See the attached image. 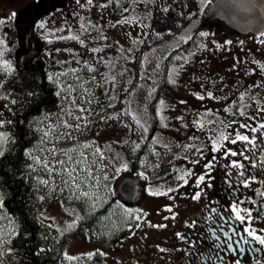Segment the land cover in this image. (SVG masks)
I'll list each match as a JSON object with an SVG mask.
<instances>
[{
	"label": "rangeland",
	"instance_id": "rangeland-1",
	"mask_svg": "<svg viewBox=\"0 0 264 264\" xmlns=\"http://www.w3.org/2000/svg\"><path fill=\"white\" fill-rule=\"evenodd\" d=\"M45 1L35 22L29 10L25 28L15 19L13 28L0 29V115L7 116L10 111L7 91L12 74L16 75L10 71L7 58L25 40L29 59L48 66L60 98L57 114L35 124L41 137L27 155L29 166L43 175L38 214L56 227L65 228L89 208L94 211L102 206L110 190H116L117 184L132 174L129 158L146 142L144 135H148L149 142L145 143L140 158L143 183H139L141 193L135 201L138 206L121 202L123 209L119 211L122 220L128 219V211L133 215L135 207L150 211L156 202L153 196L165 193L163 187L153 185L155 174H161L162 164L169 160L173 150L180 148H174L172 143L176 134L184 132L174 90H183L185 81L193 89L201 82L220 84L205 82L211 68L207 54L212 50L213 40L205 50L197 32L202 8L210 0H167L157 10L146 9L147 25L138 24L134 32L138 34L137 40L132 45L123 36L130 38L134 34L118 27L124 15L134 11L123 7L128 0ZM183 24L186 27L181 30ZM17 33L19 39L15 40ZM141 50L144 54L139 58ZM221 50L216 48L214 53L221 57ZM232 53L227 51L222 56ZM197 90L201 92L202 88ZM112 122L120 129L115 134H109L115 131ZM155 124L157 129L151 131ZM5 133L0 122V152ZM167 144L165 148L159 147ZM178 151L183 155L184 151ZM57 159L64 163L56 164ZM177 184L178 180L172 181V186ZM104 214L101 220L113 223V211ZM113 226L118 228L115 222ZM14 233L11 218L0 203V249ZM97 236L90 229L72 237L61 264H78L80 257H76L87 249L91 253L97 246Z\"/></svg>",
	"mask_w": 264,
	"mask_h": 264
},
{
	"label": "flooded vegetation",
	"instance_id": "flooded-vegetation-1",
	"mask_svg": "<svg viewBox=\"0 0 264 264\" xmlns=\"http://www.w3.org/2000/svg\"><path fill=\"white\" fill-rule=\"evenodd\" d=\"M35 1L0 0V29L13 28L15 19L25 28L29 10L35 22L46 2L40 0L34 4ZM150 1L147 9L157 10L158 0ZM132 3L133 0H128L123 5L134 11L125 14L118 27L134 33L138 24L147 25L148 19L142 1ZM197 32L204 43L203 49L208 50L207 45L213 40L212 50L207 54L211 68L205 82L220 84L201 82L195 89L187 87L185 93L174 92L187 116L184 132L176 134L172 143L174 148H180L173 150L169 160L162 164L161 174H155L153 185L163 187L165 193L153 196L156 202L150 211L135 207L137 211L133 215L124 217L120 229L108 233V246H101L93 264H264V246L244 232L248 227L264 237V195H261L264 193V129L260 128L264 124V36L261 35L264 31L239 33L216 19L204 26L200 23ZM136 38L137 35L123 36L126 41ZM18 39L17 33L15 40ZM216 48L222 49L221 57L214 53ZM28 49L25 40L7 58L10 71L16 74L15 77L12 74V90L34 67L45 73L41 65L29 59ZM227 51H233L232 56H222ZM211 69L215 77L210 75ZM200 87L201 92L197 90ZM9 100L10 111L7 116L0 115V122L6 127L7 135L12 124L11 138L0 155V165L5 161L12 163L15 156L23 155L27 160L30 148L41 137L37 136L32 144L29 142L30 132L37 133L36 127L25 134L27 116L23 114V126H20L21 117L16 112V105L21 103L14 102L11 96ZM241 124L250 127L241 128ZM237 133L254 138L255 146L241 141L232 143ZM178 150L184 151L183 155ZM231 152L237 155L232 156ZM234 161L242 167H233ZM4 176L0 168V184ZM201 176L203 181L199 180ZM175 180L178 184L172 186ZM140 193L138 186L136 198ZM197 194L199 198H194ZM136 198L126 203L138 206ZM233 205L246 217L243 223L235 219ZM243 239L249 243L244 244Z\"/></svg>",
	"mask_w": 264,
	"mask_h": 264
},
{
	"label": "trees",
	"instance_id": "trees-1",
	"mask_svg": "<svg viewBox=\"0 0 264 264\" xmlns=\"http://www.w3.org/2000/svg\"><path fill=\"white\" fill-rule=\"evenodd\" d=\"M41 71L34 67L15 83L10 92L14 102L21 103V106L16 105V112L21 117L20 126H23V114L27 116L23 127L25 134L28 129L31 130L36 123H39L40 119L53 115L60 102L59 96L55 93V85L51 83L48 75ZM156 127L155 124L151 131H154ZM11 130L12 124L10 134L6 138V146L10 143ZM29 135V142L32 144L37 138V133L32 130ZM144 136L148 137V135ZM144 147L145 144L129 160L132 174L142 171L140 158L144 153ZM0 168L5 175L0 184L2 204L10 213L15 227V234L10 242L0 249L1 264H61L65 247L72 237L87 232L90 227L101 235L100 242L105 245L108 235L103 237L104 233L110 234L120 228L119 224L123 220L122 212L119 210L123 209L121 205L124 200L116 190L111 189L108 200L102 206L94 211H90L89 208L90 213L88 211L70 227L57 228L38 214L39 205L42 202V173L30 169L28 160H25L23 155L20 158L15 156L12 163L5 161ZM110 210L113 211V223L118 225L117 229L114 228L113 223L101 220L105 217L104 213Z\"/></svg>",
	"mask_w": 264,
	"mask_h": 264
},
{
	"label": "water",
	"instance_id": "water-1",
	"mask_svg": "<svg viewBox=\"0 0 264 264\" xmlns=\"http://www.w3.org/2000/svg\"><path fill=\"white\" fill-rule=\"evenodd\" d=\"M218 18L241 33H259L264 30V0H213L202 22ZM126 200H134L137 179L129 177L118 186Z\"/></svg>",
	"mask_w": 264,
	"mask_h": 264
},
{
	"label": "snow or ice",
	"instance_id": "snow-or-ice-1",
	"mask_svg": "<svg viewBox=\"0 0 264 264\" xmlns=\"http://www.w3.org/2000/svg\"><path fill=\"white\" fill-rule=\"evenodd\" d=\"M89 2H91V0H89ZM40 27H43V24H41ZM201 35H206V33H201ZM261 35L264 36V32H262ZM77 127H79V125H77ZM240 127H241V128H249L250 126H249V125H246V124H241ZM260 128H261V129H264V124H261V125H260ZM251 131L255 132L256 129H255V128H251ZM223 139L226 140V139H228V137H223ZM237 141L245 142V143H247V144H252V145L255 146V139H254V138H249L247 135H242V134H240V133H237V134H236V139H235V140H232L231 142L235 144ZM214 150H218V149H215V148H214ZM68 151H74V149H69ZM230 154H231L232 156L237 155L236 152H231ZM240 154L243 155V152H241ZM0 155H2V153H0ZM71 159H72V158L69 157V160H71ZM245 159H248V157L245 156ZM55 163H56V164H63L64 161H61V160L57 159V160L55 161ZM46 166H47V165H46ZM232 166L235 167V168H240V167H242L241 164H239V163H237V162H235V161L233 162ZM253 166H255V165H253ZM72 171H75V169H73ZM69 175L71 176V173H69ZM241 175H243V173H241ZM72 179L75 180V177H72ZM199 180H200V181H203V180H204V177L201 176V177L199 178ZM245 186H247V184H245ZM85 195H86V193H85ZM261 195H264V193H261ZM194 198H199V194H197V196L194 197ZM213 211H215V210H213ZM232 212L235 213V219L240 220L242 223L245 221L246 217L240 214V209H238V207H237L236 205H233V206H232ZM247 218H248V219L251 218V217H250V213H249V216H248ZM244 232L247 233V236H248V237H251V240H252V241H256V242H258L261 246H264V237H262V236H260V235H257V234L255 233L254 230H250V228H248V227H245V228H244ZM233 234H235V233H233ZM225 235H227V233H226ZM243 243H244V244H248V243H249V240H248V239H243ZM162 251H163V249H162ZM237 264H239V262H237Z\"/></svg>",
	"mask_w": 264,
	"mask_h": 264
}]
</instances>
